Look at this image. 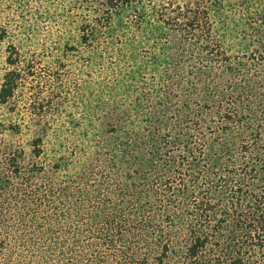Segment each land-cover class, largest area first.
Listing matches in <instances>:
<instances>
[{
  "label": "trees",
  "instance_id": "trees-1",
  "mask_svg": "<svg viewBox=\"0 0 264 264\" xmlns=\"http://www.w3.org/2000/svg\"><path fill=\"white\" fill-rule=\"evenodd\" d=\"M75 1L82 35L117 7L123 33L152 21L180 47L181 91L169 102L154 91L163 119L118 118L117 146L60 155L37 184L0 179V218L23 233L2 231L0 264H163L175 247L197 262L207 246L219 264H264V0ZM14 83L5 77L0 103Z\"/></svg>",
  "mask_w": 264,
  "mask_h": 264
},
{
  "label": "rangeland",
  "instance_id": "rangeland-1",
  "mask_svg": "<svg viewBox=\"0 0 264 264\" xmlns=\"http://www.w3.org/2000/svg\"><path fill=\"white\" fill-rule=\"evenodd\" d=\"M80 2L0 0V88L6 76L15 80L12 95L0 103V179L9 176L18 188L40 183L39 167L48 171L60 155L84 161L103 141L117 146L118 118L139 121L138 113L149 109L148 117L163 119L168 103L155 105L154 91L160 88L168 102L181 91L172 83H183L185 72L177 43L171 46L152 21L123 33L128 14L118 16V7L100 33L82 35ZM141 64L143 70L136 67ZM158 81L164 85L157 87ZM14 220L1 217L6 229L0 234L14 231L22 238ZM175 248L163 264H219L209 258L210 246L197 262Z\"/></svg>",
  "mask_w": 264,
  "mask_h": 264
}]
</instances>
